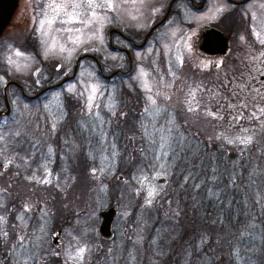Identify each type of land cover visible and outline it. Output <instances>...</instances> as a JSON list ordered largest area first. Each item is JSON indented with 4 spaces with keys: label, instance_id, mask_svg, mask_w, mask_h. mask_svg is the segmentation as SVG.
<instances>
[{
    "label": "rangeland",
    "instance_id": "374dc122",
    "mask_svg": "<svg viewBox=\"0 0 264 264\" xmlns=\"http://www.w3.org/2000/svg\"><path fill=\"white\" fill-rule=\"evenodd\" d=\"M49 2L19 0L17 19L0 37L1 95L5 84L15 81L26 85L24 93L31 96L40 88L36 79L58 64L63 75L76 70L72 81L41 93L33 102L26 100L29 96L23 100L13 87L6 91L10 114L0 117V239L12 254L10 264H124L145 246L146 227L151 226L148 209L157 211V200L178 224L192 230L195 223L193 231L198 232L195 219L206 208L195 191L171 179L170 164L187 154V139L208 143L213 139L232 146L242 144L237 137H252L248 145L260 156L264 89L253 86L250 66L263 64L264 69V15L255 13L250 39L238 16L227 15L231 7L223 0H211L199 14L187 7L186 0H177L168 9V18L163 16L169 0H112L111 10L95 9L97 19L89 25L61 23L67 20L62 12L56 22L41 29L40 21L55 15L45 8ZM80 11L81 20L90 19L91 9ZM161 19L167 20L156 25L141 49L128 44V40L141 44ZM212 25L229 37L226 57H205L198 51L201 29ZM117 48L127 49L128 56ZM17 50L24 55L15 56ZM85 54L90 56L76 61ZM96 62L104 74L122 68L124 79H103ZM93 87L96 93L89 109ZM138 102L140 109L128 116V109ZM67 117L75 118L73 126ZM118 165L122 168L116 169ZM3 166L8 169L3 171ZM160 176L166 177L163 185L156 183ZM149 191H154L152 197ZM109 206L118 214L114 238L108 241L99 236L98 227L100 210ZM230 224L234 228L236 219ZM56 229L62 231L59 249L51 240ZM178 230L168 239L177 240ZM235 233L226 236L225 246ZM178 244L174 250L164 249L169 261ZM219 244H214L218 251ZM80 248L85 249L82 259L77 257ZM40 250L46 258L40 257ZM175 262L188 264L189 259L177 257Z\"/></svg>",
    "mask_w": 264,
    "mask_h": 264
},
{
    "label": "trees",
    "instance_id": "16d2710c",
    "mask_svg": "<svg viewBox=\"0 0 264 264\" xmlns=\"http://www.w3.org/2000/svg\"><path fill=\"white\" fill-rule=\"evenodd\" d=\"M116 71H122V68L117 67L112 72ZM97 74L100 75L99 70ZM115 79L120 82L119 80L122 81L124 77L117 76ZM36 80H39V77ZM47 83L40 79V88L33 94L30 93L31 96L38 94L48 85ZM124 92L122 91V94L126 98ZM26 94L29 96V93ZM3 95L4 90L2 95L0 94V110L5 111ZM20 96L23 100L26 99L22 93ZM26 100L36 101V99ZM140 105L139 102L135 103L131 109H128L127 115H131L134 109L137 112ZM67 118V122L73 126L75 118ZM69 129L71 130L70 126ZM56 140L59 141V137ZM186 141L187 154L181 159H176L175 164H170L173 172L171 179L176 180L183 188L195 191L201 200L200 205L206 208L205 214L203 215L202 210H199L195 219L199 231H193L195 223L192 225V230L182 227L171 215V211L161 210L162 204L157 200L158 210H153L151 207L148 209L147 224L151 222V226L146 227L145 246L143 243L144 247L138 248L137 256L130 257L124 264H141V257L145 259L144 264H176L177 257L180 261L189 259L188 264H228L229 261L230 264H264V141L261 140L263 145L260 149L263 150L258 153L259 157L252 152V146L248 144L233 143L230 146L226 142H217L213 139L210 143L199 139ZM126 153L125 150L121 157L120 163L123 165L127 164L123 158ZM120 168H122L120 165L116 167V169ZM176 181L172 182L176 185ZM235 219L236 225L232 228L230 222ZM178 228L180 234L177 240L168 239ZM215 231L218 238L215 236ZM232 231L236 233L229 242L231 246H225L226 236ZM176 241L179 243L177 254L169 261L164 249L167 250L170 246L174 250ZM206 242L208 243L205 245ZM215 242L220 243V251L214 246ZM2 246L3 242L0 239V264H3V260L6 261L5 264H10L12 254ZM38 252L40 257L46 258L43 250ZM47 258L52 257L47 255ZM103 264L108 263L105 261Z\"/></svg>",
    "mask_w": 264,
    "mask_h": 264
},
{
    "label": "flooded vegetation",
    "instance_id": "af4514ba",
    "mask_svg": "<svg viewBox=\"0 0 264 264\" xmlns=\"http://www.w3.org/2000/svg\"><path fill=\"white\" fill-rule=\"evenodd\" d=\"M174 1H177V0H169L167 10H166V15H164L163 18L165 16H167L166 18H168V16L170 15L169 14L170 12L168 11V9H170V7ZM223 1L231 7V10H229V12L227 14L230 17V19L238 16L236 19H238V22L240 23L241 26H244L243 24H245V26L248 28V36L250 39H252L253 36H252V32L250 30V24L252 22H254V20L256 19L255 13H256V16H257V14L258 15L260 14V16L264 15V0H223ZM210 2H211V0H186L187 7L192 9L193 11L195 10L198 14L205 11V8L210 4ZM18 4H19V0H18ZM252 7H253V9H251ZM242 8H245V9H242ZM243 13H244V15L242 16ZM18 14L19 13H18V6H17V8H16V10H15V12L11 18L10 24L12 23L13 20L17 19ZM179 15H180V12L176 13V17H178V19H179ZM162 20L163 19H161L159 22L155 23L152 27L156 26L157 24L161 25L167 19H165L163 21ZM161 21H162V23H161ZM10 24L8 25V27L10 26ZM209 28H215L224 34V36L226 38V44H227V47H226L224 54L210 55L205 51L204 48H202L203 33ZM150 29L146 33L141 44H135L134 42H132L130 40L127 41L128 44L130 46H133L134 49H141L145 45L147 39L150 36V34H149ZM120 38L124 41L127 40V38H125L124 36H121V34H120ZM109 43H110L111 49L113 50L114 47L111 45V41ZM197 48H198L199 53L205 57H210V58L226 57L228 54H230L229 37L225 32H223L221 29H219L218 27H216L214 25L204 27L203 29H201L200 39H199V43L197 45ZM117 49H118V52H122L123 54H126L128 56L129 52L127 49H123V48H117ZM89 56L90 55H87V54H85L84 56L82 55L79 58H77L76 61H78L81 57L86 58ZM91 59L93 60L92 57H91ZM96 64H97L98 70L100 71V74L102 75V78L105 80H113L117 76L125 77V72H123V71H116V72H112L110 74H104L102 67L97 62H96ZM262 66H263V64H258L257 66L256 65L250 66L251 82H253V86L255 87L256 90L264 89V69L262 68ZM53 70L54 71H52V72L45 73V75L43 77H39V81L41 79L42 82H45V83L48 82L47 83L48 85L46 87H44L42 90H40L39 93L40 92L45 93V91L47 92L48 90L53 89L54 87H58V86L61 87L66 82L72 81V79L76 75L75 74L76 70H73L71 76L63 75V70H62V67L60 64H58ZM9 82H13L14 84L8 85L6 88V91L9 87H13L15 90H18L20 93H22L23 97L28 98V95L26 96L24 93V87L26 85H23L21 83L15 82V81H9ZM6 84H5V86H6ZM248 87H250V85H248ZM263 92H264V90H263ZM34 96H29V98L34 99L35 98ZM63 112H66V110L64 109L62 111V113ZM111 229L113 232V223H112ZM57 230H59L61 232L60 237L58 239V242L60 243L59 247H55L53 240H52V233H51V240H52L53 246L55 248L59 249L62 245V242H61L62 231L60 229H56L55 231H57ZM113 234H114V232H113Z\"/></svg>",
    "mask_w": 264,
    "mask_h": 264
},
{
    "label": "water",
    "instance_id": "95a60500",
    "mask_svg": "<svg viewBox=\"0 0 264 264\" xmlns=\"http://www.w3.org/2000/svg\"><path fill=\"white\" fill-rule=\"evenodd\" d=\"M18 6V0H0V37L3 35L5 29L10 24L11 18ZM226 38L224 34L215 29L209 28L203 33L202 40V48L210 55H218L224 54L226 50ZM14 84L13 82H8L4 87V102H5V111H0V117H4L9 115L10 113V105L6 94V88L8 85ZM36 97V96H35ZM8 169L7 166H3V171ZM91 174H94L93 170H91ZM166 182V177L160 176L156 179V183L158 185H163ZM118 212L113 206H109L106 209H102L99 212V216L101 218L98 233L99 236L104 239H111L113 237L112 233V223L114 218L117 216ZM61 232L59 230L52 233V240L55 247H59L60 243L58 239L60 237Z\"/></svg>",
    "mask_w": 264,
    "mask_h": 264
},
{
    "label": "snow or ice",
    "instance_id": "6c2138e0",
    "mask_svg": "<svg viewBox=\"0 0 264 264\" xmlns=\"http://www.w3.org/2000/svg\"><path fill=\"white\" fill-rule=\"evenodd\" d=\"M133 2H135V0H133ZM113 3L112 0H102L101 3H97L96 0H63L62 3H56L55 0H51V2L47 3L45 5L46 9H51L55 15H53L51 18L47 19V20H41L40 21V28L43 29L44 24L47 23L48 25H52L54 22H56L57 18L60 16V14L63 12L64 16L67 17V20H61V23H73V22H78V23H83L85 25H89L91 24L95 19H97V13L95 11V9L97 8H107L109 10H111L113 8ZM83 7H87L88 9H91L92 11L89 13L90 15V19L87 20H81L80 17L83 15V13L80 11L81 8ZM70 9V10H69ZM45 16H47V12H45ZM66 31H72V29H66ZM76 32H80L81 29L77 28L75 29ZM76 40H79V37H76ZM76 41L74 40L73 43H75ZM261 43H264V40L261 41ZM64 49L61 48V51H63ZM15 56H23L24 53L20 52L19 50L15 51ZM262 55H264V53H262ZM9 61L13 62L11 57H9ZM92 94L89 96V109H91L92 107V103L91 101L94 99L95 97V93H96V88L93 87L92 88ZM193 99L195 98V94L193 93ZM152 104H155L156 101L153 100L151 97L148 98ZM190 111H193L194 109L190 108ZM147 111V109L145 110ZM262 112H264V109L261 110ZM209 115H212V113H209ZM53 130H55L56 125L53 124L52 125ZM244 131H247V129H244ZM237 139L240 140V143L242 144H250L252 142V137H244V138H239L237 137ZM234 141L229 140L228 143H233ZM95 169H93V172L95 173ZM47 182V181H45ZM154 195V191H149L148 196L152 197ZM150 202V201H149ZM0 220H3V217H0ZM4 236H7V233H4ZM23 241V237H21V243ZM85 252L84 248H80L77 252V257H79L80 259L83 258V253Z\"/></svg>",
    "mask_w": 264,
    "mask_h": 264
}]
</instances>
